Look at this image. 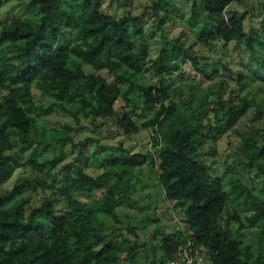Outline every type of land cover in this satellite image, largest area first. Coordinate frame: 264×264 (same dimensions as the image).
I'll return each mask as SVG.
<instances>
[{
	"label": "trees",
	"instance_id": "1",
	"mask_svg": "<svg viewBox=\"0 0 264 264\" xmlns=\"http://www.w3.org/2000/svg\"><path fill=\"white\" fill-rule=\"evenodd\" d=\"M244 1L194 0L186 25L196 33L198 43H242L250 53L256 46L264 51V4L259 34L245 30L244 18L225 15L233 4ZM104 3L30 0L27 8L34 25L19 19L0 23V188L23 162L37 173L0 192V264H137L147 251L153 256L148 264H155L156 250L163 253L158 263L168 264L188 242L206 253L208 264H264V200L237 187L234 199L242 201L246 214L241 217L233 211L224 217L229 198L223 182L210 177L197 158L198 148L212 133L210 114L220 115L223 126L233 130L254 106L240 97L245 90L243 77L238 76L235 97L230 91L225 98L220 94L224 89L218 87L219 95L206 96L213 109L202 104L189 117L173 102L165 77L180 74L188 65L211 83L219 80L222 71L230 74L223 61L201 64L190 47L171 40L163 41L147 66L145 51L136 49L144 37L140 19L130 14L105 16ZM160 7L175 13L178 9L171 0L154 3L163 27L171 16L167 10L160 14ZM84 67L95 73L87 75ZM260 70L264 72V58ZM101 71L115 83L97 74ZM140 78L137 88L144 109L152 113L140 128L150 130L156 158L131 154L119 146L113 152L118 155L108 157L97 178L60 166L66 159L64 147L73 145L70 129L41 126L35 112L47 115L55 109L77 126L83 121L93 128L96 123L108 124L123 136H137V123L128 116L119 117L116 105L122 99L119 85ZM33 89L41 94V107ZM260 116L259 111L255 119ZM238 137L244 168L252 170L264 160V136ZM18 147L21 154L15 152ZM141 167L155 171L163 199L175 203L184 215L182 231L163 235L158 247L151 249L137 244L136 228H108L102 220L118 223L115 210L135 193L129 178ZM96 193L100 200H92ZM61 204L67 208L64 215L58 214ZM257 227L262 231L255 250L243 240L245 229Z\"/></svg>",
	"mask_w": 264,
	"mask_h": 264
},
{
	"label": "rangeland",
	"instance_id": "2",
	"mask_svg": "<svg viewBox=\"0 0 264 264\" xmlns=\"http://www.w3.org/2000/svg\"><path fill=\"white\" fill-rule=\"evenodd\" d=\"M30 0H2L0 8V23L12 19H19L31 25L35 24L34 17L28 14L27 4ZM158 0H105L102 14L105 16H115L123 18L126 15L137 17L144 28L143 39L136 44V49H142L146 53L145 61L147 66L153 61L163 43V41H179L185 47H190L197 61L210 63L221 59L230 71V74L221 72L218 81L205 82L188 65L182 67L180 74L165 77V83L173 102L178 108L189 117L204 104L209 109L213 106L207 101L206 96L211 92L219 95L218 87L224 91L220 93L226 98L232 91L233 97L237 95L236 81L238 76H242L245 82V90L240 97H245L252 101L254 106L247 112L233 130H227L220 122L221 116L210 114V126L212 133L210 137L204 139L198 148L197 158L207 167L208 174L212 178H220L223 182L224 190L228 194L229 206L224 213V217H230L235 211L244 217L246 210L241 205L242 201L234 199L235 188L242 187L250 191L257 198L264 200V160L252 170L244 168V158L239 152L238 134L254 133L264 136V72L260 70L261 58H264V51L256 46L255 51L250 53L242 43L229 44L223 46L222 43L215 42L210 45L198 43L196 33L192 32L186 25V20L190 17V7L194 0H171L178 11L172 12L164 7H160V14L167 10L171 20L167 21L163 27L162 21L155 16L153 9L154 3ZM264 0H245L242 4H233L227 11L226 17L244 18V27L247 32L259 34V24L263 15L262 5ZM33 22V23H32ZM141 53V52H140ZM87 75L95 72L84 67ZM106 79L109 84H114V78L104 71L98 72ZM255 74L258 77L256 78ZM143 81L142 78L131 80L130 82L119 85L122 99L116 105L119 117L128 116L135 121L140 128L152 118V113L144 109L143 98L137 85ZM145 82V80H144ZM222 82V83H220ZM217 83V85H216ZM154 85V82L150 83ZM221 84V86H219ZM33 95L38 107H41V94L33 89ZM261 116L255 119L257 112ZM35 117L39 125L56 130L70 129L73 145L68 143L64 147L66 155L65 161L60 166L67 165L72 171H83L92 178L102 175L103 169L107 166L109 156H117L114 152L119 146L131 154H149L155 157V146L151 140L149 129L140 128L137 136H123L115 132L113 126L108 124L99 125L93 128L89 123L82 122L77 126L66 115L52 109L47 115L35 112ZM22 148L15 149L16 153L21 154ZM32 170L21 163L16 169L12 178L0 188V192L11 190L21 179L36 176ZM130 186L135 189V193L129 199L119 202L115 210L118 223L111 219L102 218L108 228H122L127 226L137 229V244L143 247L147 245L149 249L157 248L159 240L163 235H173L176 231L183 228V210L175 206V203L166 202L163 193L156 181V173L149 167L134 169L129 178ZM85 202V199H81ZM92 200H100L98 193L94 194ZM67 208L64 204L59 206L58 214L64 215ZM223 217V219H224ZM222 219V221H223ZM222 223V222H221ZM261 227L245 229V239L243 244L251 245L258 250ZM125 236L124 231L121 232ZM132 239V238H131ZM133 240V239H132ZM163 253L156 250L155 264ZM137 264H148L153 256L147 251L142 255Z\"/></svg>",
	"mask_w": 264,
	"mask_h": 264
},
{
	"label": "built area",
	"instance_id": "3",
	"mask_svg": "<svg viewBox=\"0 0 264 264\" xmlns=\"http://www.w3.org/2000/svg\"><path fill=\"white\" fill-rule=\"evenodd\" d=\"M168 264H208V262L206 253L188 242L172 256Z\"/></svg>",
	"mask_w": 264,
	"mask_h": 264
}]
</instances>
